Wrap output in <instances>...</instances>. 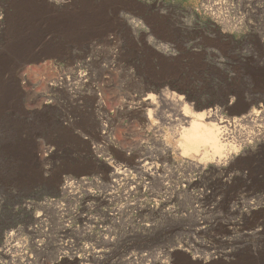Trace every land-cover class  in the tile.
<instances>
[{"label":"rangeland","instance_id":"1","mask_svg":"<svg viewBox=\"0 0 264 264\" xmlns=\"http://www.w3.org/2000/svg\"><path fill=\"white\" fill-rule=\"evenodd\" d=\"M137 1L0 0V264H264V141L177 137L264 105V0Z\"/></svg>","mask_w":264,"mask_h":264},{"label":"bare ground","instance_id":"2","mask_svg":"<svg viewBox=\"0 0 264 264\" xmlns=\"http://www.w3.org/2000/svg\"><path fill=\"white\" fill-rule=\"evenodd\" d=\"M2 77L5 79L4 74L0 73V84ZM171 92H168L167 88L158 91L157 99L181 106L182 97ZM152 100L151 97L146 106H153ZM258 108V111L239 118L221 116V109L217 107L201 113H190V115L187 109L183 110L179 114V121H182L185 126L181 127L183 129L177 135L180 149H185L187 153L191 152L197 158L200 157L201 162L215 160L216 165L222 164L223 158L234 153L242 144L264 141V105ZM230 142L237 143L238 147H232Z\"/></svg>","mask_w":264,"mask_h":264},{"label":"crops","instance_id":"3","mask_svg":"<svg viewBox=\"0 0 264 264\" xmlns=\"http://www.w3.org/2000/svg\"><path fill=\"white\" fill-rule=\"evenodd\" d=\"M129 2H136L137 4L139 3L137 0H129Z\"/></svg>","mask_w":264,"mask_h":264}]
</instances>
